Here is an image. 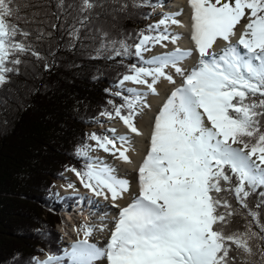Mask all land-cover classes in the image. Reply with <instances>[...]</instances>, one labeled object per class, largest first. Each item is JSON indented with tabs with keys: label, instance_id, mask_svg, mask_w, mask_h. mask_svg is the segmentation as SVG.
Segmentation results:
<instances>
[{
	"label": "snow or ice",
	"instance_id": "obj_1",
	"mask_svg": "<svg viewBox=\"0 0 264 264\" xmlns=\"http://www.w3.org/2000/svg\"><path fill=\"white\" fill-rule=\"evenodd\" d=\"M132 6L159 4L133 0ZM188 6L194 49L177 47L145 58L155 46L166 47L165 41L176 44L181 39L169 28L183 26L176 18L182 10L163 14L156 23L120 40L102 41L97 49L107 50V59L135 56L139 61L127 66L114 85L120 90L110 93L121 97L122 103L109 100L111 110L99 113L108 120L119 119L137 136L142 133L136 117L150 107L146 97L158 94L161 80L175 85L178 76L181 84L154 118L147 154L138 168L139 191L127 206L117 202L129 192V180L90 152L103 150L132 164L130 136H117V130L110 128L109 134L88 135L95 149L87 144L76 148V155L86 163L83 170H68L93 195L110 199L119 212L103 248L88 241L94 227L82 226L84 239L73 245V264L99 260L106 264H264V247L259 244L260 260L251 259L257 251L250 242L264 241V224L260 213L248 205L250 194L264 188V0H188ZM93 7L91 0H82L80 10ZM127 7L124 4L121 10ZM20 19L16 0H0V86L8 83L9 74H19L22 55L42 59L31 44L17 39L27 40L30 35L19 27ZM245 19L238 34L237 26ZM78 32L74 27L70 36L78 39ZM217 41L225 45L219 52L213 50ZM193 52L198 54L195 66L182 67ZM129 82L147 91L125 87ZM259 195L264 198V192ZM261 206L264 199L257 204ZM236 215L251 218L244 231L229 229ZM253 223L259 232L252 230ZM32 259L35 264H58L52 255L43 261Z\"/></svg>",
	"mask_w": 264,
	"mask_h": 264
},
{
	"label": "trees",
	"instance_id": "obj_2",
	"mask_svg": "<svg viewBox=\"0 0 264 264\" xmlns=\"http://www.w3.org/2000/svg\"><path fill=\"white\" fill-rule=\"evenodd\" d=\"M91 2L93 8L81 11L82 0H16L17 23L30 33L27 40L17 39L31 44L42 59L22 55L19 74H9L8 83L0 86V264H35L32 258L38 260L45 251L62 254L58 211L75 196L55 199L53 185L68 168L83 170L86 161L76 148L88 143L86 128L101 111L111 110L107 101L122 103L110 93L127 66L139 64L135 56L107 59L110 53L97 49L102 41L120 40L152 24L153 7H133V0ZM124 4L128 7L121 10ZM74 27L78 39L70 36ZM260 192L264 188L250 194L248 205L264 224V206L257 207L264 199ZM250 219L236 215L228 227L244 231ZM252 230L260 231L254 223ZM250 243L254 251L257 244L264 247V241ZM251 259L260 260L258 251ZM69 261L66 256L58 264Z\"/></svg>",
	"mask_w": 264,
	"mask_h": 264
},
{
	"label": "bare ground",
	"instance_id": "obj_3",
	"mask_svg": "<svg viewBox=\"0 0 264 264\" xmlns=\"http://www.w3.org/2000/svg\"><path fill=\"white\" fill-rule=\"evenodd\" d=\"M165 4V7H162V5L160 6V9H158V13H175L182 10V15L177 16L176 18L181 21V24L183 26L172 27V33L179 34L181 39H179L176 44H166V47H162L159 45L152 56H159L164 53L172 52L177 47L185 50L194 49V44L190 39L191 9L188 6V0H170L168 3ZM246 22L247 21L238 25V28L236 29L238 34L242 31V26ZM237 38L233 39V43H236ZM224 46L225 45L222 41H217V44L214 45L213 50L219 52L220 49ZM197 59L198 54L193 52V56L183 61L181 66L186 69H190L195 66ZM168 71L172 72L173 70L170 68L168 69ZM175 79V85L169 84L166 80H161V82L157 85L158 94L148 95L150 99V107H148L145 112L137 116L135 120L136 126L140 130L142 135L137 136L133 133H130L127 127L120 120L113 121V127H115V129L117 130L118 136L128 135L131 138V145L133 150L130 151L128 155L131 157L133 163H123L115 157L105 159L99 157V160L104 163H107L110 166H113L116 169L118 176L127 178L130 182L129 192L125 194L124 199L119 200L117 202L121 207L127 206V204L131 202L135 195L138 194V168L142 163L145 155L147 154L151 127L154 122L155 116L157 115L159 109L162 107L163 103L167 99L168 95H170L171 91L174 90V88L180 86V77L175 76ZM136 88L139 91H147L144 86H138ZM67 188L68 187L63 186L62 190L67 193L69 190ZM77 193L83 194L85 198L81 203H77L75 207L73 206V210L67 212V219L65 214L64 218L66 219V221L64 226V232L66 233L68 241L66 242L67 251L62 256L71 254L73 245H75L79 241L76 240L74 236V225L80 221V216H83L89 222H92L91 225H93L96 229L94 239L92 241L88 240L89 243L95 244L97 247L103 248L110 238L111 229L114 227L115 218L119 212L118 208L113 207V203L110 199L105 200L103 199V197H96L91 191H88L87 193L84 190H80L77 191ZM101 228H103V230H100ZM48 255L51 254L45 253L46 257L41 256L43 257L41 261L45 260ZM53 256L57 257L58 259L61 258V256ZM96 264H106V261L99 260L96 262Z\"/></svg>",
	"mask_w": 264,
	"mask_h": 264
},
{
	"label": "rangeland",
	"instance_id": "obj_4",
	"mask_svg": "<svg viewBox=\"0 0 264 264\" xmlns=\"http://www.w3.org/2000/svg\"><path fill=\"white\" fill-rule=\"evenodd\" d=\"M170 0H164L161 4L163 5L162 7H165L166 6V4L165 3H168ZM160 9V8H159ZM163 14L161 13V12H159L158 13V9H157V7H154L153 9H152V11H151V13H150V15H148V22L149 23H152V24H154V23H156L160 18H161V16H162ZM246 21V19L245 20H242L241 21V24L243 23V22H245ZM175 26H177V25H172L170 28H169V31L170 32H172V27H175ZM237 28H238V26H237ZM165 44H170L169 42H167V41H165L164 42ZM159 45H157V46H155L154 48H152V50L150 51V52H147V53H145V58L146 59H148V58H151V57H153L152 55L154 54V52H155V50H156V48L158 47ZM125 87H138V85H133V84H131L130 82L129 83H126V85H125ZM120 89H118V88H114V92H116V91H119ZM146 101H147V104L149 105V103H150V99H149V97L147 96L146 97ZM148 108V107H147ZM147 108H144L143 109V111H142V113L143 112H145L146 110H147ZM141 113V114H142ZM101 116H99L98 118H96L95 120H94V122H93V124L92 125H90V126H88L87 128H86V136H87V138H88V135L89 134H91V133H96V134H100L97 130H102L103 131V134H100V135H104V134H109L108 133V129H110V128H115V127H113L112 125H113V121L114 120H119V119H114V120H108V119H106V118H104V120L103 121H99V118H100ZM108 122V123H107ZM104 128V129H103ZM116 135H117V132H116ZM118 136V135H117ZM87 145H91L92 146V148L93 149H95V142L94 141H91V140H88V143H87ZM90 156L92 157V158H95V159H98L99 160V157H102L103 159H105V158H112L113 156L111 155V154H109V153H106V152H104L103 150H99V149H97V150H94V151H91L90 152ZM68 169H73V168H68ZM67 169V171L64 173V179H58V180H56L55 181V183H54V185H53V189L55 190V199H58V200H60V199H62L63 198V196L65 195V192L64 191H62V192H60V190L59 189H62V187L63 186H67L69 183H71V184H73L74 185V187L73 188H68L69 190L68 191H70L71 189H73V191H75V192H77V191H80V190H84V191H86L87 193H88V189H85L83 186H82V184L80 183V181H79V179L77 178V176L74 174V172L73 171H70V170H68ZM58 194V195H57ZM84 196H80V197H77L76 199H74V200H77V201H69V202H67V203H65L64 205H61V208L62 209H60L59 211H58V213L60 214V216H61V218H60V220H59V222L56 224V229L61 233V236H62V240H61V243H62V245H63V252H62V254H60V255H57V256H61V258H59V259H63V258H65L66 256H62L67 250H64V245L67 247V241H68V238L67 237H65L64 236V234H66L65 232H64V226H65V221H66V219H67V212L68 211H71V210H73L74 209V207L76 206V204L78 203H81L83 200H84ZM74 206V207H73ZM68 208H70V209H68ZM72 208V209H71ZM65 214H66V219L64 218L65 217ZM100 214V213H99ZM80 220V219H79ZM84 224H82L81 222H79V224H77L76 226H74V230H76L77 231V229H78V227L80 226V227H82ZM91 226H93V225H91ZM94 227V226H93ZM94 229H95V227H94ZM96 230V229H95ZM95 233H96V231H93V233H92V235L91 236H89L88 237V240H93L94 239V236H95ZM74 236H75V238H76V240H82V239H84V233H83V231L80 233V232H74ZM65 239V240H64ZM45 253H47L46 251H45ZM45 253H44V255H42L43 257H46L45 256ZM47 254H49V253H47ZM52 256L53 255H55V254H51ZM68 256V258H69V262L71 263V264H73V262H72V257H71V254H69V255H67ZM43 257H41V255H38L37 256V258H38V260L39 261H41L42 260V258Z\"/></svg>",
	"mask_w": 264,
	"mask_h": 264
}]
</instances>
